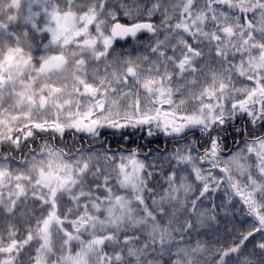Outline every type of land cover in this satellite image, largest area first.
Listing matches in <instances>:
<instances>
[{
	"label": "snow or ice",
	"instance_id": "1",
	"mask_svg": "<svg viewBox=\"0 0 264 264\" xmlns=\"http://www.w3.org/2000/svg\"><path fill=\"white\" fill-rule=\"evenodd\" d=\"M0 264H264V0H0Z\"/></svg>",
	"mask_w": 264,
	"mask_h": 264
}]
</instances>
